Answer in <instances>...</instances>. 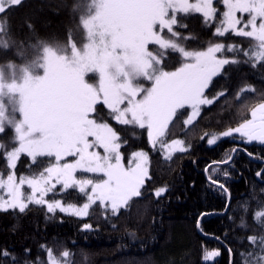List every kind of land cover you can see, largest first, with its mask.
<instances>
[{
  "label": "snow or ice",
  "instance_id": "6c2138e0",
  "mask_svg": "<svg viewBox=\"0 0 264 264\" xmlns=\"http://www.w3.org/2000/svg\"><path fill=\"white\" fill-rule=\"evenodd\" d=\"M2 5L0 0V12L6 11ZM223 5L225 11L213 35L223 37L231 32L254 38L258 43L253 51L239 49L246 60L225 57L222 53L226 46L222 43L188 50L184 42L191 37L175 30L186 28L183 20L194 13L202 14L204 24L211 25L218 11L214 0H90L79 17V24L87 34V43L82 47L70 36L63 52L44 41L30 44L28 47L39 53L32 64L42 68V74H34L31 65L25 64L17 76V65L9 63L11 79L5 81L4 66H0V135H5L11 127L16 145L6 152L8 167L13 171L6 179L0 175V191L7 194L6 198L0 195V211L18 210L23 214L29 205H39L45 206L48 213L58 210L87 217L89 208L99 202L116 217L134 197H142L146 181L151 180L146 166L149 154L142 150L133 152L125 164L122 137L108 123H99L93 113L102 103L120 125L146 129L149 144L154 151L157 148L162 151L165 159H171L177 152H188L192 145L184 140L164 141L179 110L191 109L183 125L186 128L193 125L201 106L213 103L215 97L209 99L205 90L214 77L226 75V66L250 63L254 69L258 64L264 67V0H223ZM76 8L79 10L80 5ZM244 14H247L246 20ZM28 27L32 29V25ZM164 30L170 38L165 37ZM150 45L158 48L150 50ZM13 47L14 40H0L3 51H11ZM232 50V46H227L228 52ZM26 53L21 44L14 57L24 59ZM171 54H179L180 66L167 71L165 61ZM90 73L98 74V85L87 82ZM141 80L150 82L151 86L145 87ZM245 91L255 89L251 86L240 89L241 93ZM6 98L15 101L11 108ZM250 115V119L222 131L219 136L208 138L209 133L205 132L201 140L207 139L209 146L221 137H239L244 143L264 144V94L261 102L251 107ZM21 154H26L33 164L47 158L48 166L38 174L17 177L14 170ZM256 175L264 177V170ZM208 179L212 185L228 192L217 179L212 176ZM25 185L31 190L27 194ZM69 190H77L86 197V202L78 206L54 198ZM168 190L166 186L159 187L153 195L159 199ZM49 194L53 197L51 200L47 198ZM261 216L264 211L255 213V218ZM82 227L83 230L93 228L91 224ZM240 227L247 228L243 216ZM248 241L257 242L252 238ZM261 251L264 252V243ZM0 255L7 258L10 253L5 249ZM24 255L30 256L31 249H25ZM63 255L67 256L68 252ZM219 255V250H205L202 260L212 261ZM48 257L49 264H60L51 250ZM11 260L16 261L17 257L12 255ZM262 262L264 255L254 259L253 264ZM24 264L39 262L25 260Z\"/></svg>",
  "mask_w": 264,
  "mask_h": 264
},
{
  "label": "trees",
  "instance_id": "16d2710c",
  "mask_svg": "<svg viewBox=\"0 0 264 264\" xmlns=\"http://www.w3.org/2000/svg\"><path fill=\"white\" fill-rule=\"evenodd\" d=\"M88 2L90 0H22L10 4L12 7L5 6L6 11L0 12L3 26L0 40H14L15 47L8 52L0 49V66L6 67L9 63L21 66L32 61L38 50L28 46L39 41L61 49L68 44L70 36L76 44H81L84 29L79 17L86 11ZM77 5H80L79 10ZM214 6L218 11L211 25L204 24L202 14L194 13L183 20L186 28L175 30L184 37H191L184 42L189 50L222 43L226 46L224 56L246 60L239 49L251 52L258 42L231 32L223 37L214 36L224 9L221 0H214ZM28 25H32V29ZM166 37L170 38V34ZM21 44L27 49L26 56L15 59ZM227 46L233 47L232 52L227 51ZM149 47L153 51L158 48ZM180 61L179 54L169 55L165 70H174ZM248 86L255 91L240 92ZM262 94L264 67L258 64L254 69L250 63L226 66V75L214 77L205 90L209 99L215 97L213 103L201 106L193 125L187 128L183 125L189 108L179 110L174 118L164 141L181 139L192 147L186 153H174L171 159H165L158 148L153 150L146 129L120 125L114 121L110 110L98 104L96 112L101 118L98 119L110 122L122 137L125 160L136 150L149 154L147 166L151 180L146 181L144 195L134 197L116 217L97 204L89 208L87 217L58 210L48 213L45 206L39 205H29L23 214L18 210L0 211V254L5 249L10 253L7 258L0 255V264H24L25 260L49 264L48 250L60 264H245V261L253 264L254 259L264 255L261 251L264 216L255 218L257 211H264V182L256 178V173L264 167V144L223 137L209 146L207 139L201 140V136L207 132L211 137L250 119V109L261 102ZM0 136L1 140L10 137V130ZM3 146L0 147L1 173L7 170ZM236 146L240 148L228 163L213 165L227 161ZM47 166V158L33 164L28 156L22 155L15 173L30 176ZM209 176L223 183L228 192L212 185ZM163 186L169 190L161 198H155L154 190ZM47 198L53 197L49 194ZM54 198L78 206L86 201L77 190ZM242 216L247 228L240 227ZM84 224H91L92 230H83ZM249 238L255 239L256 244H250ZM25 249H31L30 256L24 255ZM205 250H219L220 255L212 261H203ZM65 252L67 256L63 255ZM12 255L17 257L16 261L11 260Z\"/></svg>",
  "mask_w": 264,
  "mask_h": 264
},
{
  "label": "rangeland",
  "instance_id": "374dc122",
  "mask_svg": "<svg viewBox=\"0 0 264 264\" xmlns=\"http://www.w3.org/2000/svg\"><path fill=\"white\" fill-rule=\"evenodd\" d=\"M20 0H3V7L5 8V6H8V5H10V4H15V3H17V2H19ZM190 2H195V0H190ZM221 2H222V4H223V0H221ZM89 3V2H88ZM224 6V5H223ZM225 11V8L223 9V12ZM241 14L240 13H237V16H240ZM244 18H245V20L248 18L247 17V14H244ZM165 32L163 33L164 35H165V37H166V34H167V30H164ZM167 38V37H166ZM72 41H73V39H71ZM74 42V41H73ZM85 43H87V34H86V32L84 31V38L82 39V42H81V44L80 43H77V46L78 47H82L83 46V44H85ZM67 46V45H66ZM66 46H63L61 49H58V48H55V49H57V51L58 52H63L64 50H65V47ZM189 50V49H188ZM202 50V49H201ZM68 52L70 53L71 52V49L69 48L68 49ZM39 53H37L35 56H34V58L32 59V61H29L28 63H25V64H29V65H31V70H32V72L34 73V74H42L43 73V70H42V68H40L39 66H37V65H35V64H32V62L36 59V56L38 55ZM218 55V54H217ZM219 56V55H218ZM226 57V56H225ZM25 64H23V65H25ZM23 65H21V66H23ZM21 66H18L17 65V76H19L20 75V73H19V68L21 67ZM180 66V65H179ZM178 66V67H179ZM177 68V67H176ZM175 70V69H174ZM173 71V70H172ZM4 79H5V81H8V80H10L11 79V71L7 68V66L6 67H4ZM86 79H87V82L88 83H90V84H93V85H98V82H99V76H98V74H95V73H90V74H88V76L86 77ZM140 83L141 84H143L145 87H150L151 86V84H150V82H148V81H146V80H141L140 81ZM6 102L8 103V105H9V108H11V106H12V104L15 102L14 100H9V99H7L6 98ZM102 104V103H101ZM103 105V104H102ZM104 106V105H103ZM105 108H107L106 106H104ZM108 109V108H107ZM109 110V109H108ZM190 112H191V109H190ZM190 114V113H189ZM93 117L94 118H96L97 119V121L99 122V123H108V122H106V121H100L99 119H98V117H99V115L97 114V112L96 113H93ZM17 118H19V115L17 114ZM100 118V117H99ZM101 119V118H100ZM114 121H116L115 119H114ZM117 122V121H116ZM111 127H113V125H111V123L109 122L108 123ZM134 126H136V125H134ZM236 126H238V125H236ZM236 126H234V127H236ZM138 127V126H137ZM8 130H10V137H6V139H4V140H1V138H0V145H5V149L3 150V156H4V162H5V166L4 167H6L7 168V170L4 172V170H2L3 172L1 173L0 172V175H2L3 176V178L4 179H6L7 178V175L9 174V172L10 171H13V169H10L9 167H8V162H7V159H6V152L7 151H10L11 149H12V147H14V146H16L15 145V143H14V140H13V137H14V130L13 129H11V127H9L8 128ZM227 130V129H226ZM225 131V130H224ZM147 132V131H146ZM219 133H221V132H218V133H216V134H214V135H216V136H219ZM212 136V135H211ZM1 137V136H0ZM208 138H211V137H208ZM221 138H223V137H221ZM172 141V140H171ZM171 141H169V142H167V143H170ZM13 142V145L12 144H10V143H12ZM100 151H102V149L100 150ZM122 151V150H121ZM136 151H141V150H136ZM136 151H134V152H136ZM133 153V152H132ZM132 153H130V155H129V158L128 159H130L131 158V154ZM164 154V153H163ZM22 155H26V154H21V156ZM122 155H123V162L125 163V164H127V161H128V159L127 160H125L124 159V153H123V151H122ZM20 156V157H21ZM27 156V155H26ZM19 157V158H20ZM18 158V159H19ZM30 159V158H29ZM148 163V162H147ZM147 166V165H146ZM148 167V166H147ZM43 170V169H42ZM15 171V170H14ZM16 174V173H15ZM17 176V175H16ZM17 177H19V176H17ZM31 190L25 185L24 186V192H25V194H27V193H29ZM0 195H4L5 196V198H6V193H4L3 191H0ZM86 202V201H85ZM84 202V203H85ZM97 205V207H100V208H102V206L99 204V202H97L96 203ZM82 205V204H81ZM94 205L95 204H93L92 205V207L93 208H95L94 207ZM263 264H264V262H263Z\"/></svg>",
  "mask_w": 264,
  "mask_h": 264
},
{
  "label": "water",
  "instance_id": "95a60500",
  "mask_svg": "<svg viewBox=\"0 0 264 264\" xmlns=\"http://www.w3.org/2000/svg\"><path fill=\"white\" fill-rule=\"evenodd\" d=\"M238 148H240V147H235L234 149H236V151H237ZM236 151H235V152H236ZM235 152L232 150V153H231L230 159L227 160L228 162L231 160V158L233 157V155L235 154ZM228 162H227V163H228ZM218 164H221V163H213V165H218ZM262 170H263V168H262L261 170H259V171H262ZM205 172H206V170H205ZM198 227H199V222H198Z\"/></svg>",
  "mask_w": 264,
  "mask_h": 264
},
{
  "label": "flooded vegetation",
  "instance_id": "af4514ba",
  "mask_svg": "<svg viewBox=\"0 0 264 264\" xmlns=\"http://www.w3.org/2000/svg\"><path fill=\"white\" fill-rule=\"evenodd\" d=\"M263 170H264V167H263ZM256 178L259 179L260 181H263L264 182V177L261 178V177H257V175H256Z\"/></svg>",
  "mask_w": 264,
  "mask_h": 264
}]
</instances>
